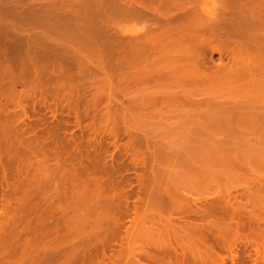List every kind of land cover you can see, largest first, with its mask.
I'll list each match as a JSON object with an SVG mask.
<instances>
[{"label": "bare ground", "instance_id": "obj_1", "mask_svg": "<svg viewBox=\"0 0 264 264\" xmlns=\"http://www.w3.org/2000/svg\"><path fill=\"white\" fill-rule=\"evenodd\" d=\"M31 1L0 0V16H7L8 20L0 18V264H36L38 261L37 264H224L227 255L222 254L226 252H233L228 256L231 264L240 258L237 264H243L244 258L239 256L237 245L250 246L255 257L264 261V0H221L225 6H217L220 15L215 13L217 10L211 13L207 12L208 8L204 11V6L200 8V0H74V4L66 0L71 5L65 0L52 4V0L46 1L51 5L44 12L40 9L32 12ZM227 3L234 7H231L233 10L226 6ZM57 8L61 11L58 20L69 24L68 28H62L65 31H60L62 36L56 37L60 32L57 34L53 30L58 29V24L54 28L53 24L49 26L51 32L45 26L47 31L25 34L30 31L28 21L34 19L44 24ZM234 10L239 14H235L237 17L232 15ZM130 20L140 22L141 28L138 31L118 30L122 23ZM11 35L17 40L5 43ZM31 36L40 40L33 44L34 47L27 44ZM4 44H8L5 50ZM53 50L60 54L56 62L51 61ZM206 50L226 55L229 61L224 63L220 59L218 63L211 61L209 64L201 53ZM132 61L138 63L130 66L128 72L113 75ZM54 68L59 70L54 72ZM108 70L111 75L106 74ZM52 71L55 75H51ZM132 84H152V88L145 85L147 89L139 88L134 94L121 91L123 86ZM228 93L236 101L227 97L233 103L222 101L211 105L210 99L214 101L213 98ZM48 96L54 100L49 102ZM118 96H124L125 101ZM202 96L203 100L210 101L204 100V103ZM190 98H201L202 101L193 99L196 100L194 106L202 108L203 104L213 109L207 108L209 113L204 110L207 114L202 109L205 117L200 114L202 118L194 121L182 118L171 122L172 115H185L184 108ZM36 105L43 112L37 110ZM146 106L164 112L157 109L156 128L139 131V125L144 126L151 118H145L144 114L142 118L134 114L133 118L128 117V111ZM216 110L224 114H213ZM44 112L56 120H48ZM29 115L34 121L27 124L25 120ZM57 115L60 118L57 119ZM69 117L73 118L79 135L69 134L72 132ZM220 132L227 135L216 136ZM124 135L126 142L117 146ZM214 135L218 139L212 137ZM109 145L115 151L130 154L129 162L119 163L121 158L118 162L113 154L109 155ZM183 149H190V154H183ZM49 159L57 164L55 170H67L60 173L63 176L68 173L66 181L70 180V187L68 182L63 184V189L60 184L55 185L57 182L52 174L49 176L48 169V176L43 177L42 172L40 177L47 176L48 181L47 177L43 179L47 183L51 179L56 182L51 186L61 191L60 194L52 191L58 196L69 195L66 187L71 189L72 195L67 202H77L74 213L76 208H83V203L89 206L88 212L84 207L85 214L76 216L75 222L80 227L89 225L86 223L93 219L91 231L86 232L87 226L86 233H82L84 229L74 231L75 235L72 233L81 243L71 244L72 247L69 245V249L61 251L54 248L56 252L51 250L54 253L43 248L40 240L49 235L48 240L54 238L51 242L54 246V241L66 244L63 235L67 234L58 223L49 224L51 228L47 232L43 228L45 233H42V218L40 223L35 222L41 224V230L35 227L30 230V224L27 225L29 233L26 228L17 229L14 225L17 221L12 222L20 207L16 206L17 202L25 199V195L20 199L27 192L25 189L32 185L31 190H39L37 185L45 183L38 175L46 169ZM188 161L193 162L192 165L184 164ZM33 164L37 165L38 175H33L36 171L30 173L38 184L34 180L32 183L36 186L31 183L27 187L32 180L26 177L27 168L33 169ZM131 165L143 168L136 179L140 182L141 196L139 198L138 192L137 204L132 206L126 191L130 181L122 179ZM22 171L27 175L21 178L26 177L28 181L20 178ZM47 183L40 186L45 187ZM84 196L91 199L90 204L84 202ZM49 197L51 199V195ZM52 204L49 208L45 205L50 209ZM69 204L70 207L72 203ZM130 214V225L123 230V221ZM19 217L15 220L19 221ZM11 224L14 229L10 228ZM69 226L65 224V231L73 228L71 223ZM21 232L22 235L32 234L37 241L31 252L28 250L33 243H28L29 238L27 244L30 246L22 243L29 246L28 250L24 247L23 251V246L9 249L12 235L17 238ZM69 237L72 238L71 233ZM48 240H44L45 246ZM118 241L119 249L113 250L112 246ZM39 242L42 246H38ZM40 249L45 254H40ZM47 251L51 252L49 257ZM24 252L27 256L36 253V256L30 254V258L33 256L37 262L15 258V254L25 255ZM43 257L53 260L47 262ZM246 257L250 256L246 254Z\"/></svg>", "mask_w": 264, "mask_h": 264}, {"label": "rangeland", "instance_id": "obj_2", "mask_svg": "<svg viewBox=\"0 0 264 264\" xmlns=\"http://www.w3.org/2000/svg\"><path fill=\"white\" fill-rule=\"evenodd\" d=\"M30 1H31V0H30ZM33 1H34V0L31 1L33 4L30 2V3H31V8H30V10H31L32 12H35V11L37 12V11H40V10H41V11L43 10V12H44V9H45L47 6L51 5V3L48 4L47 2H52V0H35L34 2H33ZM40 1H41V2H40ZM46 1H47V2H46ZM57 1L59 2V0H53L52 4H53L54 2H57ZM69 1H70V0H69ZM69 1H68V2H69ZM72 1H74V0H71V3H72ZM76 1H77V0H76ZM78 1H79V0H78ZM222 1H223V0H222ZM36 2H37V3H36ZM65 2H66V0H65ZM68 2H66V4H68ZM218 2H220V3H218ZM205 3H206V5H204ZM35 4H37V5L35 6ZM47 4H48V5H47ZM69 4H70V2H69ZM72 4H74V2H73ZM220 4H221V6H220ZM234 4H237V6L240 5V4L238 5V3H234ZM33 5H34V6H33ZM40 5H41V6H40ZM70 5H71V4H70ZM223 5H224V3H222L221 0H220V1H219V0H200V3H199V7H200V8H202V7L204 6V7H206L204 11H206V9L208 8V9H207V12H210V11H211V13H214L215 10H217V12L215 11V13L220 12V10H218V9H220ZM43 6H44V7H43ZM217 6H219L220 8H219V7L217 8ZM224 6H225V5H224ZM226 6H228V8L233 7L232 5L230 6L229 3H227ZM35 7H36V8H35ZM214 8H215V9H214ZM233 8H234V7H233ZM39 9H40V10H39ZM58 9H59V8L56 9V12H55V10H54V12L56 13V15H55V13L53 12V14H51L50 16H48L49 19L46 18V22L44 21V22H45L44 24H43V22H42V24H40L41 22H40V23H38L37 21L35 22L34 19H31L30 21H28V24H29V23L31 24V25H29L30 27L28 26V27L30 28V31H29V28H28L29 33H25V34H28V35H30V34H32V33L34 34V31L36 32L35 34H38L39 32L42 33L43 31H45L46 28L49 29V26H50V28H51V26H52L51 24H53V26H52L53 28H54V26H56V25L58 24L57 26H58L59 31H58V29H55V28L53 29V30H56V33H57V34H58L60 31H61V32H62V31H65L64 29L62 30V28H63V27H65V28L67 27V28H68V27H69V24H66L65 22H63V23H65V25H64V24L61 22V21H62L61 19L58 20L59 16H57V15H61V14H60L61 11H59L60 9H59V10H58ZM231 9H232V8H231ZM229 10H230V9H229ZM232 10H233V9H232ZM212 11H213V12H212ZM1 12H2V11H0V13H1ZM234 12H235V13H234ZM234 12L232 13L233 16H234L235 14H236L237 16L239 15V14L236 13L235 10H234ZM50 13H51V12H50ZM230 13H231V11H230ZM230 13H229V15H230V17H231L232 15H231ZM218 14L220 15V13H218ZM221 14H222V11H221ZM236 15H235V16H236ZM51 16H52V17H51ZM233 16H232V17H233ZM237 16H236V17H237ZM3 17H4V16L1 14V16H0L1 20H2ZM243 17H244V16H243ZM11 18L13 19V17H11ZM50 18H51V19H50ZM55 18H56V19H55ZM3 19H6V20H7V16L4 17ZM8 19L10 20V16H9ZM245 19H246V18H245ZM15 20H17V19L14 18V21H15ZM33 20H34V21H33ZM243 20H244V19H243ZM2 21H4V20H2ZM7 21H8V20H7ZM10 21H12V20H10ZM10 21H9V22H10ZM53 21H54V22H53ZM57 21H58V22H57ZM133 21H134V20H133ZM133 21L130 20V21H127V22L122 23V24L120 25V27H118V30H119V31H125V32H126V31H138L139 28H141V23L138 22L137 20H135L134 22H133ZM59 22H61L63 25L61 24V26H60V23H59ZM36 23H38V24H36ZM48 23H50V24H48ZM245 23H246V22H245ZM35 25H36V26H35ZM38 25H40V26L38 27ZM43 25H44V27H43ZM32 26H33V27H32ZM45 26H48V27L45 28ZM42 27H43V28H42ZM32 29H34V30H32ZM47 29H46V31H47ZM49 30H50V29H49ZM53 30H50V32L53 31ZM32 31H33V32H32ZM31 32H32V33H31ZM61 32L59 33L58 36L56 35V37H60V36H62V33H61ZM33 34H32V35H33ZM13 36L16 37L15 35H13ZM13 36H12V35H11V37H10V36H7V39L5 40V43H6V41H8V40H9V41L7 42L8 44H9V43L12 44V43H11L12 41L15 42L17 39L15 40V38H14ZM8 37H9V39H8ZM31 37L33 38V36H31ZM31 37H30V38H31ZM34 37H35V36H34ZM4 38H5V36H4ZM30 38H28V40H27V41H28L27 44H28L29 46H31V47H32V46L34 47L33 44H35V43H37V42H40V40H38V38H33V39H30ZM53 38H54V40H57V38H55V37L52 36V39H53ZM39 39H40V38H39ZM58 39H59V38H58ZM55 42H56V41H55ZM8 44H7V46L4 44V46H2V48H4V50H5V49H6L5 47H8ZM14 44H15V43H14ZM17 44H19V42H16V45H17ZM19 46L21 47V44H19ZM2 48H1V49H2ZM10 49H12V47H11ZM2 50H3V49H2ZM2 50H1V51H2ZM4 50H3V51H4ZM13 50H14V49H13ZM56 51H57V50H53V51H52L54 54L51 52V54H52V55H51V61H52V59H53V62H56V61H54V60H58V57L60 56V54L58 53L59 51H57V54H56ZM18 53H19V52H18ZM201 53L204 55V57L206 58V62H209V64H211V61H212V63H214V64H215V63H218V62L220 61V59H221L222 61H224V63H225V62L227 63V62L229 61V60H228L229 58H228V57H225L226 55H224V56H221V55H220V56H219V53H216V51H215V52H211V51L208 52V51L206 50V51H202ZM15 54H16V52H15ZM16 55H17V54H16ZM57 56H58V57H57ZM218 56H219V57H218ZM208 57H209V59H208ZM146 58H147V57H146ZM227 60H228V61H227ZM186 61H187V60H186ZM182 62H184V61H182ZM131 63H132V64H131ZM131 63L128 64V65H126L125 67L121 68L122 70H120V71H118V72H115L113 75L115 76V75H118L119 73H120V74H123V73H121V72H124V71L128 72V69L130 68V66H131V68H132L133 64H134V66H135V64H137L138 62H136V61L133 62V61H132ZM209 64H208V65H209ZM55 65H57V64H55ZM134 66H133V67H134ZM124 68H125V69H124ZM54 69H55L54 72H56L58 68H54ZM54 69H53V70H54ZM58 70H59V69H58ZM60 71H61V70H60ZM54 72L52 71V72H51V75H52V73H53V75H55ZM61 72H62V71H61ZM107 73H109V70L106 72V74H107ZM57 74H60V73H57ZM109 74H110V73H109ZM124 74H125V73H124ZM110 75H111V74H110ZM145 85L148 87V89L152 88V84H145ZM145 85H139V86H137V85H133V84H132V85H128V86H123L121 91L124 90V91H123L124 94H127V93H128V94H130V93H131V94H134L139 88H145V87H146ZM190 86H191V85H190ZM196 86H197V85L195 84V87H196ZM147 87H146L145 89H147ZM188 87H189V86H188ZM192 87H193V86H192ZM189 88H191V87H189ZM131 91H132V92H131ZM229 95H230V94L228 93V94H225V95L219 96L218 98L215 97V98H213L214 101H213L212 99H210V100L212 101L211 105L214 104L213 102H217V103L220 102L219 104H221L222 101H224V102H225V101H226V102H228V101L231 102V101L235 100V99H232V98H233V97H231L232 94H231L230 96H229ZM49 97H50V96H48V98H47L48 101H49V102H52V101L54 100L53 97H51L53 100L50 99ZM118 97H119V96H118ZM121 97H122V96H121ZM121 97H119V99L122 100V101L124 102V101H125L124 96L122 97V99H121ZM227 97H231V98H230L231 101H230L229 98H227ZM36 98H38V96H36ZM201 98H202V100H203L204 96H202ZM201 98H199V99H197V98H192V99H191V98H190V99H189L190 101L188 100V103H189V104H187V106L184 108V109H185V110H184L185 115H183V114L176 115V116H175V115H172V120H171V122H172V121L175 122L174 120H181L182 118H184V119H188V121H189V120H191V121L193 120V121H194V119H195V120L198 119L197 117H199V118H202L203 116L205 117V114H207V113L204 112V110H208V109H209V110H212L213 108H212V109H211V107L208 108L207 106H203V104H202V108H199L200 105H196V106H194L193 103H195L196 100L194 101L193 99H197V101H202V100H200ZM224 98H225V99H224ZM226 99H227V100H226ZM204 100H206V99H204ZM204 100H203V101H204ZM207 100L210 101L209 99H207ZM207 100H206V101H207ZM216 100H217V101H216ZM220 100H221V101H220ZM193 101H194V102H193ZM235 101H236V100H235ZM235 101H234V102H235ZM224 102H223V103H224ZM226 102H225V103H226ZM229 102H228V103H229ZM201 103H203V102H201ZM204 103H205V101H204ZM207 103H208V102H207ZM207 103H206V104H207ZM217 103H216V104H217ZM231 103H233V102H231ZM209 105H210V104H209ZM211 105H210V106H211ZM214 105H215V104H214ZM157 107H158V106H157ZM189 107H190V108H189ZM200 107H201V106H200ZM212 107H213V106H212ZM216 107H217V106H215V109H216ZM35 108L38 110L39 106L37 107V105H36ZM146 108H147V109H146ZM153 108H154V107H153ZM153 108H150V107L148 108V106H146V107H143V108H132L134 111H133L132 109H130V110L128 111V112H130L129 114L127 113V114L129 115L128 117H132V118H133V116H134V117H137V118H140V117L142 118V117L145 115V116H144L145 118H147V119H148L149 117L151 118L150 121H148V122H147V121L144 122V123H145L144 126H142V124H141V125H139L140 128L138 129V127H137L136 129H138L139 131H145V130L147 131L148 128H149V129H152V128H156V127H157V126H156V127H154V126L156 125L155 123H157L156 120L159 118V117H158V114H157V113H158V112H157V109H158V108L155 107V108H154L155 110H154ZM196 108H197L200 112H201L202 109H203V112H204L205 114H204L203 112H201V113H200V112H199V113L196 112V111H198ZM205 108H206V109H205ZM207 108H208V109H207ZM218 108H219V107H218ZM218 108H217V109H218ZM39 109H41V108H39ZM137 109H138V110H137ZM152 109H153V111H152ZM159 109H160V108H159ZM159 109H158V111H160V112L163 111V109H161V110H159ZM194 109H195V110H194ZM37 110H36V111H37ZM41 110H42V109H41ZM143 110H144L145 112H144ZM146 110H147V111H146ZM209 110H208V113L210 112ZM222 110H223V109H222ZM228 110H229V109H228ZM231 110H232V109H231ZM136 111H137V112H136ZM193 111H195V112H193ZM37 112H39V111H37ZM42 112H43V110H42ZM134 112H135V113H134ZM140 112H141V113H140ZM143 112H144V113H143ZM154 112H155V113L157 112V113L155 114ZM163 112H164V111H163ZM212 112H214V111H212ZM216 112H217V110H216L213 114H215ZM225 112H226V109H225ZM235 112H236V111H234V113H235ZM45 113H46V112H44V114H45ZM139 113H140V114H139ZM152 113H153V116H152ZM133 114H134V115H133ZM142 114H144V115L142 116ZM187 114H188V115H187ZM197 114H198L199 116H198ZM200 114L202 115V117L200 116ZM217 114L220 115V114H224V113H223V111H222V112L220 111V113L217 112L216 115H217ZM228 114H229V113H228ZM231 114H232V112H231ZM231 114H230V115H231ZM46 115H47V116H46ZM46 115H45V116L47 117L48 120H50V121H55V120H56V119H52L51 117H49L47 113H46ZM131 115H133V116H131ZM137 115H139V116H137ZM150 115H151L152 117H151ZM225 115H226V114H225ZM31 116H32V115H31ZM148 116H149V117H148ZM159 116H160V115H159ZM56 117H57V119L60 118L59 115H57ZM50 118H51V119H50ZM189 118H190V119H189ZM192 118H193V119H192ZM26 120H27V121H26ZM26 120H25V122H26L27 124H29L30 121H31V123L34 121V118H30V115H29V118L26 119ZM191 121H190V122H191ZM28 122H29V123H28ZM146 123H148V125H147ZM150 123H151V126H150L151 128L149 127V124H150ZM69 124H70V128H69V130L72 131V132H69V130H68L69 134H70V133H71V134L73 133V134H75V135H79V129L75 126L74 120H73V118H71V117H69ZM152 124H153V126H152ZM154 124H155V125H154ZM145 125H146L147 127H146ZM143 127H144V128H143ZM195 127H196V126H195ZM73 131H74V132H73ZM222 133H223V132H220V133H219L220 135H218V133H216L217 135H216V134H215V135H216V136H220L221 138L227 135V134H225V135L223 134V135H222ZM225 133H226V132H225ZM215 135L212 136V137H215V138L218 139V137H216ZM220 137H219V138H220ZM126 139H127V136H125V135L122 136V137L120 138V140L117 142V146H120V145H122V143L126 142V141H125ZM213 139H214V138H213ZM107 140H109V139H107ZM214 140H216V139H214ZM105 142H106V141H105ZM110 142H111V141H110ZM107 143H109V142H107ZM118 144H120V145H118ZM115 145H116V143H115ZM109 147H110V148H108V151H109L110 153L113 152V153H111V154L108 152L109 155H112V154H113L112 157L116 158V160H117L118 158H121L120 162H119V160H117L119 163H121V161L123 162V164L129 162L128 159L131 158V157L129 156L130 154H129V155H128V154L125 155V153H124L122 150H117V149H116V151H115V150L113 149V147H111V145H109ZM118 149H119V147H118ZM120 149H121V147H120ZM190 152H191L190 149H188V150H187V149H186V150L183 149V154L185 153V155L190 154ZM202 153H203V152H202ZM203 155H205V153H204ZM203 155L201 154V156H203ZM66 157H67V156H66ZM114 158H113V159H114ZM49 160H50V161H49ZM49 160H47V162H46V167L44 166V167L46 168V169H44V171L46 170L45 172H44V171H41V173H39L40 175H38V174H37V173H38V170H36V169H38V168H37V165H36V164H33V165H34V166H33V169H30V167L28 166V168H29V170H28V168L26 167V168H27V173L29 172L28 175H27V173H24V171H22V172H21L22 174L20 173V174H21L20 178L22 177V175H24V176L27 175L26 177H27V178L29 177L30 179H32V177H34L35 175H38V176L40 177L41 174H42V172H43L42 175H43V177H44V175H47V169H48L49 176L52 174V175H51L52 178H54V180H56V182H57V184H55V185L60 184L61 186L59 185V187H62V189H63V187L65 188V185H66L65 182H68V184H69L68 187H70V180H67V181H66V179H69V178H66V177H68V176H67L68 173L66 172V173H67L66 176H63L64 174H63V173H60V171L63 170V168L58 164V165L60 166L59 168H62V169H60V171H58V168H57V170H55V166H57V164H53V163H54V162H53L54 160H53V161H51V159H49ZM116 160L114 159V161H116ZM49 162H50V164H49ZM179 163H180V165H181V164L183 165V163H181V162H179ZM189 163H190V164H189ZM191 163H193V162L188 161V162H186V163H184V164H185V165H188V164H189V165H192ZM175 164H176V163H174V165H175ZM6 165H7V163L5 164V166H6ZM48 165H49V166H48ZM53 165H54V166H53ZM176 165H179V164H176ZM8 166H9V165H8ZM35 166H36V167H35ZM121 166H122V165H121ZM6 167H7V166H6ZM11 167H13V165H12ZM31 167H32V165H31ZM34 167H35V168H34ZM47 167H48V168H47ZM57 167H58V166H57ZM7 169L9 170L10 168H7ZM127 169H128V170L124 171L125 173L122 174V176H123L122 179L130 181V182H129V185L126 187V189L128 188L126 191H127V193L130 194V196H128V197H129L128 200H129V202H130L129 205L132 206L133 203H134V205L137 204V201H138V198H137V197H138V194H139V198H140L141 195H140V190H139V189H140V185H139L140 182H138V181L136 180V179H138V178H137V175L134 174V173H130V172H137V174H138L139 172H141V170H142L143 168H142L140 165H139V166H136L135 168L131 165V166H129ZM5 170H6V168H5ZM8 170H7V171H8ZM11 170H12V168H11ZM22 170H23V169H22ZM65 170H66V169H65ZM65 170H63V171H65ZM7 171H6V173H7ZM32 171H33V172L36 171L35 174H34ZM55 171H56V172H55ZM63 171H62V172H63ZM66 171H67V170H66ZM138 171H139V172H138ZM30 172L33 173L34 176H33ZM57 172H58V174H57ZM8 173H10V171H8ZM8 173H7V174H8ZM44 173H45V174H44ZM59 173H60L61 175H60ZM0 174H2V173H0ZM62 174H63V175H62ZM24 176H23V177H24ZM47 176H48V175H47ZM47 176H45V178H43V179L46 180V177H47ZM0 177H1V176H0ZM26 177H24V178H26ZM24 178H21V179H22V180H25V181H26V180L28 181L27 178H26V179H24ZM34 178H35V177H34ZM34 178L30 181V183L28 182L27 187H28L29 185H31L32 181H34V180H35V181H34L35 184H38V183H37L38 181H37L36 179H34ZM40 178L42 179V177H40ZM21 179H20V180H21ZM43 179H42V181L45 182V183H47V181H48L49 178L47 177V181H44ZM50 179H51V178H50ZM64 179H65V180H64ZM51 180H52V179H51ZM51 180H50V182H51ZM54 180H53V182H51V183L48 182V183L46 184L45 187H42V186L45 185V183H42V182H41L42 184H40V185H42V186H40L39 184H38L39 186L37 185V187L39 188V190H37V188H34V190H31V188L33 189L32 185H31V188L29 187L30 189H29V188H28V189L26 188L27 190L25 189V191H27V192H25V194L21 195V197H20V199L22 200V199L24 198V195H25V199H24L25 201L22 200V201L20 202V200H19L18 202H20L21 204H20V203L18 204V202H17L16 206L18 205V206H20V207H18V209H17V207L14 206V207L17 209V210L15 209L16 212H17V214H15L16 212H14V214H15V217H19V215H21V214H18V212L20 211V213L23 212L21 216H24L25 211L27 210V211H29V213L26 211V217H27V218L24 216V217H22V219H23V220H22V219L19 217L20 219L18 218V219H19V221H18L17 219L15 220V217H14V220H13L12 222L14 223V221H17L16 223H14V225H16L17 229H19L20 227H22V229L26 228L25 230H26V231H29V233H30V230L35 229V228H36L37 231H38V230H39V231L41 230V229H40V228H41V224H40V226H39L38 223L36 224L35 222L38 220L37 222L40 223V221L42 220V218H43V220L41 221V222L43 223V224H42V225H43V226H42V229L44 228V229L46 230V232L49 230V227L51 228V226H54V225H53L54 223H55V224L58 223L57 226H58V227H61L62 230L64 231V233L67 234V235L64 237L65 234L63 233V234H64V235H63V238H65L64 242H65L66 244H62L63 242H59V241H57L58 243L56 244V241H54V242H55V243H54L55 246H54V245L52 244V243H53L52 241L54 240V238H52V240H51V239L48 240V238H49V235H48L46 239L48 240V243H49V244L52 242L50 245H53V246H50L49 244H47V245L45 246V245H44V243H45L44 240H46L45 238H43L44 240H42V239L40 240V241H42L41 243H43V246L40 245V242H39L38 246L40 245V246H42L43 248H47L46 250H50V251L53 250L54 248H56V249H55L56 251L59 250V249H60L59 251H61V250H65V249H67V248L69 249V245L71 246V244H72V245H74V243L78 244V242H80V240L77 241L78 239L73 238L74 235H75L73 232H74V231H77L78 229H79L78 231L81 232V230L84 229V231H83L82 233H86V232L88 233L89 229H90V231H91V228H90L91 226H90V224H91V222H93V219H91L92 221H91L90 223H89V221L86 223V224H89V225H86V226H84V227H82V226H83V225H82V226H81L82 228H81L80 225H79L78 223H76L75 221H76V219H77L78 216H80V215H84V214H85L84 211L87 210V212H88V210H89V206L86 207L87 204H86V203H83V201L85 200L84 202H87V203H88L89 200H91V199L88 200V198L86 199V197L84 196V200L81 201V202L83 203V205H82L81 202H79V203L82 205V207H83L82 209H85V208H86V210L83 211V210L81 209V207H78V208H76V210H75L77 213H76V212L74 213V209H75V206L77 205V204H76L77 202L75 201V202H76V203H75L74 201H71V200L67 202V200H69V198H70V195H72V194H71V189L68 188V187H66L67 189L70 190V193L68 192L69 195H68L67 193H66L67 196L65 195V196H66V199H65V196H61V195H60L61 197L58 196V195L60 194V192H61V191H59V190H57L59 194H58V193H57V195H56L55 193L53 194V192H57L56 190L53 189V188L55 187V185H54L53 187L51 186V184L55 182ZM25 181H24V182H25ZM62 181H63V182H62ZM34 182H33V183H34ZM56 182H55V183H56ZM33 183H32V184H33ZM0 184H1V181H0ZM22 184H24V183L22 182ZM35 184H33L34 187L36 186ZM48 184H49V185H48ZM63 184H65V185L63 186ZM47 185H48V186H47ZM52 185H53V184H52ZM24 186H26V185L24 184ZM49 186H50V187H49ZM40 187H41V189H40ZM51 187H52V188H51ZM56 187H58V186H56ZM59 187H58V188H59ZM3 188H4V187H3ZM45 188H46V190H45ZM0 189H1V188H0ZM42 189H44L43 191H44L45 193L42 192ZM51 189H52V190H51ZM59 189H60V188H59ZM62 189H60V190H62ZM30 190H31V191H30ZM49 190H50L51 192H52V191H53V192H52V193H49ZM28 191H30V192H28ZM33 191H34V192H33ZM35 191H36V193H35ZM38 191H39V193L42 194V195H40V194L38 193ZM32 192H33V193H32ZM46 192H48V193H46ZM138 192H139V193H138ZM28 193H29V194H28ZM137 193H138V194H137ZM27 194H28L29 196H28ZM30 194H31V195H30ZM37 194H38V195H37ZM43 194H44V195H47V196H44ZM34 195L36 196V198H35V197H32V196H34ZM50 195H51V199H50V197H49ZM52 195H53V196H52ZM26 196H27V197H26ZM41 196H42V198H41ZM57 196H58V197H57ZM68 196H69V197H68ZM88 196H89V195H87V197H88ZM22 197H23V198H22ZM29 197H30V198H29ZM43 197H44V198H45V197L48 198V200L46 201V198L44 199ZM54 197H55L56 199H55ZM67 197H68V198H67ZM71 197H73V196H71ZM1 198H2V197H1V195H0V199H1ZM27 198H29V199H27ZM37 198H38V199H37ZM39 198H41L45 203H44L41 199L39 200ZM52 198H53L54 200H56V201H54ZM57 198H58L59 200H58ZM71 199H74V198H71ZM31 200H32V201H31ZM34 200H35V201H34ZM36 200H37V201H36ZM57 200H58V201H57ZM60 200H62V202H61ZM0 201H1V200H0ZM26 201H27V203H26ZM28 201L31 202V203H29ZM41 201H42V202H41ZM53 201H54L55 203H54ZM22 202H23L24 204H22ZM32 202H33V203L36 202L37 204H36V203L33 204ZM47 202H48L49 205L47 204ZM73 202H74V203H73ZM90 202H91V201H90ZM43 203H44V204H43ZM51 203H53L52 206H51L52 210H51V208L48 209L49 206L51 205ZM67 203H68V204H67ZM69 203H72V205L74 204V205H73L74 207H72V205L69 207V205H70ZM91 203H92V202H91ZM135 203H136V204H135ZM25 204H26V205H25ZM27 204H28V205H27ZM38 204H39V205L41 204L40 206H41L42 208H41ZM45 204L48 206V208H47V206H46ZM55 204H56V205H55ZM66 204H67V205H66ZM88 204H90V203H88ZM22 205H23V206L25 205V206H27V207L24 206V208H23ZM33 205H34V206L36 205V207H34ZM37 205H38V207H37ZM53 205H55V207H54ZM60 205H61V206H60ZM64 205H65V207H66L65 209H67L66 211H65V209H64V207H63ZM45 206H46V207H45ZM30 207L33 209V211H32V209H31ZM56 207H60V208L57 209ZM67 207H68V208H67ZM84 207H85V208H84ZM25 208H26V209H25ZM46 208H47L48 210H47ZM55 208H56L57 210H59L60 212L57 211V210H55ZM70 208H73V211H71L72 209H70ZM87 208H88V209H87ZM29 209H30V210H29ZM35 209H36V210H35ZM43 209H44V211H42ZM78 209H81V210H78ZM18 210H19V211H18ZM45 210H46V211H45ZM49 210H50V211H49ZM77 210H78V211H77ZM38 211H39V212L41 211V212L39 213ZM48 211H49V212L52 211V213L50 214ZM53 211H54V212H53ZM62 211H63V212H62ZM70 211H71V212H70ZM30 212H31V213H30ZM33 212H34V213H33ZM35 212H36V214H35ZM43 212H44V213H43ZM47 212H48V213H47ZM55 212H57V213H55ZM65 212H67V213H66L67 215L65 214ZM72 212H73V213H72ZM79 212H81V213L79 214ZM42 213H43V214H42ZM45 213H46V214H45ZM58 213H59V214H58ZM60 213L63 214V216L60 215ZM71 213H72V214H71ZM28 214H29V215H28ZM30 214H31V216H30ZM32 214H35V215H33V218H32ZM39 214H40V215H39ZM56 214H57V216H56ZM73 214H74V215H73ZM86 214H87V213H86ZM16 215H17V216H16ZM41 215H42V216H41ZM43 215H45V217H43ZM46 215H47V216H46ZM48 215H49V216H48ZM65 215L67 216V220H66V216H65ZM72 215H73V216H72ZM131 215H132V214H130L127 218L124 219V221H123V225H122V226H123V227H122L123 230H125V229H127V228L129 227L130 224H129L128 222H129V221L131 220V218H132ZM29 216H30V217H29ZM36 216H37V218H36ZM40 216H41V217H40ZM64 216H65V217H64ZM71 216H72V217H71ZM76 216H77V217H76ZM28 217H29L30 219H29ZM38 217L41 218V219H38ZM74 217H75V218H74ZM31 218H32V220H31ZM59 218H61V219H59ZM12 219H13V218H12ZM24 219H25V220H29V221L31 220V222H33V223H31V222H26ZM35 219H36V220H35ZM71 219H72V221H70ZM127 219H128V220H127ZM33 220H35V221H33ZM68 220H69L70 222H69ZM126 220H127V221H126ZM22 221H23L24 223H23ZM46 221H47V222H46ZM18 222H19V223H18ZM21 222H22V223H21ZM61 222H62L63 224H62ZM66 222H67V223L69 222V223L67 224ZM17 223H18V224H17ZM28 223H29V224H28ZM34 223H35V224H34ZM44 223H45V224H44ZM70 223H71V227H72V225H73V228L68 229V228L70 227V226H69ZM74 223H76V224H74ZM127 223H128V224H127ZM20 224H21L22 226H21ZM23 224H26V227H24L25 225H23ZM30 224H31V225H30ZM46 224H48V225H46ZM49 224H50L51 226H50ZM65 224L67 225V227H68L67 229H68L70 232L67 231V230L65 231V229H66V227L64 228ZM12 225H13V224H11L10 228H11V229H12V228L14 229V227H13L14 225H13V226H12ZM27 225H30V226H28L30 230H28ZM32 225H33V226H32ZM60 225H63V226H60ZM74 225H76V226H74ZM77 225H78V227H77ZM46 226H48V227L46 228ZM87 226H88V230H87V228H86ZM30 227H31L32 229H31ZM34 227H35V228H34ZM74 227H75L76 229H75ZM79 227H80V228H79ZM63 228H64V229H63ZM15 229H16V228H15ZM22 229H21V231H22ZM44 229H43L42 233H45V230H44ZM85 229H86L87 231H86ZM25 230H23L24 233L26 232ZM37 231H36V232H37ZM85 231H86V232H85ZM67 232H69V233H67ZM122 232H123V231H122ZM29 233H26V234L22 235L23 233L21 232L20 234H21L22 236H21L20 234H17V235H18L17 238H15V237H16V235H15L16 233H15V234L13 233V234L15 235V237L12 235V237H11V247H10L9 249H12V246H13V248H16V247H17V248H18V247L20 248V246H21V247L23 246L22 248H23V251H24V247H25L24 245H25V243L27 244V239L29 238V239H28V243H29V244H30V243H33V244L31 245L30 250H28V249H29L28 247L30 246L29 244H27V245H29V246L26 245L27 248H26V247H25V248H26V250H28V251L31 252V248H34V247L36 248V246H37V243H36L37 241L35 242V241L33 240V238H32L33 236L36 237L35 235H36L37 233L35 234L34 231H33V232H32L33 236H32V234H29ZM70 233H71L72 238L69 237ZM72 233H73L74 235H72ZM34 234H35V235H34ZM68 234H69V235H68ZM121 234H122V233H121ZM19 235H20V236H19ZM24 237H26L25 240H23ZM50 237H51V235H50ZM67 237H68V238H67ZM21 238H22V239H21ZM31 238H32V239H31ZM16 239H18V240L16 241ZM20 239H21V240H20ZM34 239H36V238H34ZM37 239H38V238H37ZM67 239H68V240H67ZM71 239H73V240H71ZM12 240H13V241H12ZM30 240H32V241L30 242ZM74 240L77 241V242H75ZM21 241H22V242H21ZM43 241H44V242H43ZM60 241H61V240H60ZM67 241H68V242H67ZM71 241H72L73 243H72ZM20 242H21V243H20ZM69 242H70V243H69ZM12 243H13V244H12ZM22 243H23L24 245H23ZM46 243H47V241H46ZM60 243H61V244H60ZM80 243H81V242H80ZM118 243H119V241L114 245L115 247L112 246V249H113V250H118V249H119V247H120L119 244H120V243H119V244H118ZM14 244H15V245H14ZM18 244H19V245H18ZM117 244H118V245H117ZM34 245H36V246H34ZM14 246H15V247H14ZM32 246H33V247H32ZM49 246H50V247H49ZM57 246H58V248H57ZM60 246H62V247L59 248ZM63 246H64L65 248H63ZM48 247H49V249H48ZM66 247H67V248H66ZM71 247H72V246H71ZM236 247H237V250H238V252H239V254H240L239 256H240V257L242 256V259L244 258L243 261L241 260V262H244L243 264H245V262H246L247 264H250L251 262H252L251 264H253V263H255V264H264V261H261L260 259H258V257H257V258L255 257L256 255L254 254V251L252 250V248H251L250 246H248V248H247V247H244L243 245H240L239 247H238V245H237ZM43 248H42V250H43ZM62 248H63V249H62ZM239 249H240L241 252L239 251ZM249 249H250V250H249ZM20 250H21V249H20ZM113 250H112V251H113ZM11 251H12V250H11ZM28 251H27V252H28ZM32 251H33V249H32ZM35 251H36V250H35ZM35 251H33V252H35ZM40 251H41V249H40ZM53 251H54V250H53ZM53 251H51V252H53ZM56 251H54V252H56ZM27 252H24V254L26 253L25 255H23V254H22V255H21V254H20V255H19V254H18V255L15 254L14 256H15V258L20 257V259H21V257H24L25 260H27V262H29L28 259L30 258V254H31V253H28L29 256H27ZM33 252H32V254H34ZM41 252H42V253H41ZM41 252H40V254H42V255L45 254V253H43V251H41ZM44 252H45V249H44ZM47 252H49V251H47ZM51 252H49V253L47 254V256L50 255ZM54 252H53V253H54ZM11 253H12V252H11ZM111 253H112V252H111ZM111 253H110V254H111ZM222 253H223V252H222ZM231 253H233V252H231ZM231 253L228 254V253L226 252V254H224V253L222 254V255H227V256H226V257H227V260L225 261L224 264H231L230 261L228 260L229 257H230V255H231ZM250 253H251V254H250ZM32 254H31V255H32ZM107 254L109 255V252H107ZM246 254H248V256H250V257L247 258V257H246ZM252 254H253V255H252ZM25 256H26V257H25ZM33 256H36V253H35ZM33 256H31L32 258H30V260H31L30 262H32V260H33ZM228 256H229V257H228ZM11 257H12V256H11ZM27 257H28V258H27ZM41 257H42V256H40V258H41ZM45 257H46V256H45ZM48 257H49V256H48ZM50 257L52 258V257H54V256L51 255ZM13 258H14V257H13ZM26 258H27V259H26ZM37 258H39V257H37ZM41 259H42V258H41ZM41 259H40V261H41ZM240 259H241V258H240ZM240 259H239V261L234 260V264H237V262L239 263V262H240ZM248 259H250V260H248ZM17 260H19V258H18ZM34 260H35V258H34ZM34 260H33V261H34ZM43 260H46V259L43 257ZM48 260H49V258H48ZM51 260H53V259H50L49 261L51 262ZM257 260H258V261H257ZM46 261H47V260H46ZM49 261H47V262H49ZM35 262H37V260H35ZM35 262H33V263H35ZM38 262H39V261H38ZM38 262H37V263H38ZM235 262H236V263H235ZM37 263H36V264H37ZM40 263H41V262H40ZM106 263H108L107 260H106ZM28 264H32V263H28ZM240 264H241V263H240Z\"/></svg>", "mask_w": 264, "mask_h": 264}, {"label": "flooded vegetation", "instance_id": "obj_3", "mask_svg": "<svg viewBox=\"0 0 264 264\" xmlns=\"http://www.w3.org/2000/svg\"><path fill=\"white\" fill-rule=\"evenodd\" d=\"M130 173H134V174H136V175H137V172H130Z\"/></svg>", "mask_w": 264, "mask_h": 264}]
</instances>
